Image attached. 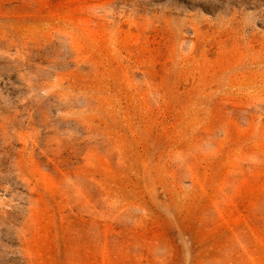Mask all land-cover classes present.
Wrapping results in <instances>:
<instances>
[{"label": "rangeland", "instance_id": "rangeland-1", "mask_svg": "<svg viewBox=\"0 0 264 264\" xmlns=\"http://www.w3.org/2000/svg\"><path fill=\"white\" fill-rule=\"evenodd\" d=\"M0 264H264V0H0Z\"/></svg>", "mask_w": 264, "mask_h": 264}]
</instances>
